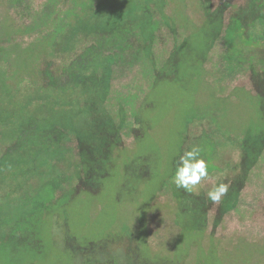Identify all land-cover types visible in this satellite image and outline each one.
Here are the masks:
<instances>
[{
  "label": "trees",
  "instance_id": "1",
  "mask_svg": "<svg viewBox=\"0 0 264 264\" xmlns=\"http://www.w3.org/2000/svg\"><path fill=\"white\" fill-rule=\"evenodd\" d=\"M35 1L0 0V66L5 72L1 76L0 70V144L8 143L4 153L0 152V187L5 183V171L15 175L9 170L16 164L14 155H26L37 168H50L53 158L66 159L69 150L63 145L71 136L77 143V161L69 179L76 185L57 197L62 176L53 175L56 173L51 168L52 174L40 179L33 198L26 193L29 179H23L26 188L19 183L7 187L0 202V249L20 250L40 259L50 242L57 244L53 226H45L46 218H57L56 209L71 201L74 193L101 190L111 176L123 137L131 135L139 141L149 132L150 114L161 104L162 86L184 89L194 77H204L216 41L229 43L237 34L256 26L262 33L264 0H249L246 7L235 9L232 0H220L214 10L209 0H203L197 4L203 16L200 24L190 16V9L186 11L194 4L191 0L185 1L181 11L177 6L180 0H44L38 5ZM169 5L174 6L172 14L166 12ZM230 9L233 14L224 24V15ZM194 34L202 37L195 44L190 41ZM223 60L221 67L230 72L242 62L238 58L232 63L229 56ZM258 63L264 65V61ZM250 71L255 95L248 93L256 100L262 123L224 126L206 114L193 115L186 120L182 145L171 162L168 181L184 153L186 128L199 118L216 121L222 133L229 136L225 140L243 152L237 168L225 169L217 181L229 185L218 204L208 199L207 192L195 195L175 188L173 197L181 212L197 214L204 229L213 205V228L237 209L252 170L264 156V70L257 72L250 66ZM20 88H31L36 98L14 103L12 90L19 93ZM49 94L57 97L47 101ZM35 101L38 106L30 110ZM201 145L202 151L211 147L212 152L204 154L210 161L214 144L204 139ZM213 169L209 165V171ZM17 196H21L23 210L14 213ZM84 246L78 256L99 247L91 242ZM82 259H77L79 264H104Z\"/></svg>",
  "mask_w": 264,
  "mask_h": 264
},
{
  "label": "rangeland",
  "instance_id": "2",
  "mask_svg": "<svg viewBox=\"0 0 264 264\" xmlns=\"http://www.w3.org/2000/svg\"><path fill=\"white\" fill-rule=\"evenodd\" d=\"M43 1L35 2L38 5ZM185 1L177 3L179 11L183 10ZM191 1L194 4L186 7V11L190 9V16L200 24L203 16L197 4L203 0ZM209 1L212 10L220 4V0ZM248 1L232 0L233 9L246 7ZM233 9L225 13L224 24H228ZM173 11L171 5L166 9L168 14ZM260 30L256 26L237 34L229 43L222 39L216 41L206 64L207 73L204 77H194L186 88L162 86L161 104L150 114L149 132L139 141H134L131 135L123 137L122 149L114 157L111 176L103 182L101 190L74 193L71 201L56 209L57 218H46L45 226L47 229L53 226L52 234L57 244L50 242L40 259L26 256L20 250L0 249V264H79L82 258L104 264L110 261L116 264H126L127 261L129 264H142L143 261L145 264H264V156L252 170L240 194L237 209L225 215L217 228H213L216 205L209 209L204 229L197 214L181 212L173 197L176 185L172 180L168 181L172 159L183 142L187 118L196 114L205 117L206 114L221 125L235 127L262 123L252 96L255 91L250 71V66L257 72L264 70V65L258 63L264 61V31L261 33ZM256 33L261 34L256 37ZM201 38L194 34L190 41L195 44ZM225 56H229L232 63L238 58L242 62L231 72L227 71L221 67ZM1 69L3 76L4 67L0 66ZM235 90L238 91L233 95ZM27 97L36 98L35 91L31 88H20L19 93L12 90L14 103L24 102ZM56 97L49 94L47 101ZM38 103L35 101L29 109L34 110ZM225 137L229 136L222 133L217 122L210 118H199L188 124L183 151L194 145L203 149L202 141L211 140L214 151L208 162L216 168L209 171V177L201 181L193 194L208 192L225 169L235 170L241 162L243 152ZM7 146L8 143L0 144L1 154ZM63 147L69 150L66 159L53 158L50 168L49 165L37 168V164L26 155H14L16 164L9 170L15 175L13 177L10 171H5L0 202L8 192L7 187L19 183L21 188H26L23 179L30 180V190L26 193L33 198L31 194L37 191L40 179H47L52 174L51 168L56 173L53 175L62 176L57 197L74 187L76 182L69 178L77 161V143L71 136ZM201 152L202 156L209 155L212 149L208 147ZM20 197L17 196L19 203L14 213L23 210ZM87 242L98 244V249L91 248L78 256Z\"/></svg>",
  "mask_w": 264,
  "mask_h": 264
},
{
  "label": "clouds",
  "instance_id": "3",
  "mask_svg": "<svg viewBox=\"0 0 264 264\" xmlns=\"http://www.w3.org/2000/svg\"><path fill=\"white\" fill-rule=\"evenodd\" d=\"M201 148L193 146L179 156L176 162L173 183L177 188L192 192L202 180L209 177V162L201 155ZM229 185L224 182L214 184L207 192V197L213 203H219L227 195Z\"/></svg>",
  "mask_w": 264,
  "mask_h": 264
}]
</instances>
